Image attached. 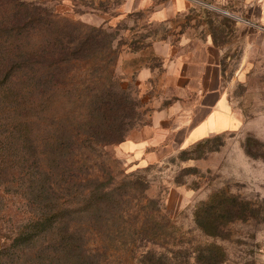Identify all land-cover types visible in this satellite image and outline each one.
Returning a JSON list of instances; mask_svg holds the SVG:
<instances>
[{
  "label": "trees",
  "instance_id": "obj_1",
  "mask_svg": "<svg viewBox=\"0 0 264 264\" xmlns=\"http://www.w3.org/2000/svg\"><path fill=\"white\" fill-rule=\"evenodd\" d=\"M114 42L103 27L41 4L0 0V264H101L118 238L137 231L127 219L133 202L152 204L141 176L116 182L106 156L139 125L115 79ZM240 207L220 191L195 208L194 221L212 236L215 219ZM137 260L170 264L155 249Z\"/></svg>",
  "mask_w": 264,
  "mask_h": 264
},
{
  "label": "rangeland",
  "instance_id": "obj_2",
  "mask_svg": "<svg viewBox=\"0 0 264 264\" xmlns=\"http://www.w3.org/2000/svg\"><path fill=\"white\" fill-rule=\"evenodd\" d=\"M29 1L113 34L117 61L121 57L118 69L115 65V79L136 104L135 123L139 125L147 122L152 108L137 74L144 65H160L153 54V40L177 36L187 28L189 35L212 34L222 50L229 105L242 122L238 129L214 135L205 146L179 148L145 168L119 157L115 146L106 149V156L115 161L110 170L116 182L141 176L147 185L144 196L152 204L146 205L143 198L133 202L127 219L137 225V231L130 229L127 234H133L118 238L101 264H140L138 254L150 249L164 253L170 264H264V27L250 17L246 20V13L242 19L231 13L241 0H203L214 6L183 13L168 24L149 21L148 10L124 11L129 0ZM106 156L104 165L109 164ZM220 191L235 197L243 211L236 217L215 219L217 228L210 230L212 236L206 235L197 227L194 211ZM152 233H158L159 239Z\"/></svg>",
  "mask_w": 264,
  "mask_h": 264
},
{
  "label": "crops",
  "instance_id": "obj_3",
  "mask_svg": "<svg viewBox=\"0 0 264 264\" xmlns=\"http://www.w3.org/2000/svg\"><path fill=\"white\" fill-rule=\"evenodd\" d=\"M213 6L203 0H129L123 10H148L149 21L168 24L183 13ZM235 7L231 13L240 19L246 13V20L250 17L264 27V0H241ZM152 49L160 67L144 65L137 74L142 90L149 93L146 100L152 111L146 123L131 129L124 141L115 145L116 154L137 168L160 163L179 148L242 126L228 102L222 50L212 34L189 35L187 28L177 36L153 40Z\"/></svg>",
  "mask_w": 264,
  "mask_h": 264
}]
</instances>
